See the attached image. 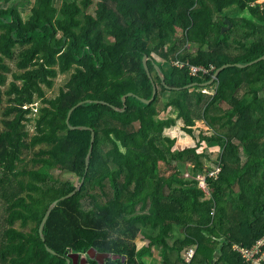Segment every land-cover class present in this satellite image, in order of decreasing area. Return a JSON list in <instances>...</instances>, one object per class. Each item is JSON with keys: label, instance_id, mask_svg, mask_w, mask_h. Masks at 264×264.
Wrapping results in <instances>:
<instances>
[{"label": "trees", "instance_id": "16d2710c", "mask_svg": "<svg viewBox=\"0 0 264 264\" xmlns=\"http://www.w3.org/2000/svg\"><path fill=\"white\" fill-rule=\"evenodd\" d=\"M92 4L0 0V264H101L92 250L110 254L102 264H146L157 245L160 264H247L234 245L264 234V60L237 64L264 56V2L100 0L95 14ZM80 102L69 125L89 130L67 123ZM179 124L187 147L168 133ZM215 152L222 172L207 193L195 176ZM83 177L51 211L43 242L49 205Z\"/></svg>", "mask_w": 264, "mask_h": 264}, {"label": "water", "instance_id": "95a60500", "mask_svg": "<svg viewBox=\"0 0 264 264\" xmlns=\"http://www.w3.org/2000/svg\"><path fill=\"white\" fill-rule=\"evenodd\" d=\"M149 59H150V58H148L147 56H145L144 59H143V63H144L145 69H146V71H147L149 77H151V76H150V71H149V69H148V65H147V62L149 61ZM262 60H264V56H262L261 58L257 59L256 61H254V62H252V63H250V64H248V65L237 64V66H238V67H241V68H246V67H248L249 65H254V64H256V63H259V62H261ZM230 66H231L230 64H227V65H224L223 67H221L220 69H218L217 72L215 73V77H214V79H213L211 82L206 83V84H203V85H204V86H209V85L213 84V83L219 78L221 72H222L224 69H226V68H228V67H230ZM156 69H157L159 75L161 76V78L163 79V81L166 83V76H165L163 70L161 69V67H160L159 65H156ZM197 85H198V83H194V84L188 86L187 88H193V87H195V86H197ZM175 89H177V90H181L180 88H175ZM156 95H158V87H157V86H154L153 97L151 98V100H146V99H142V98H140V99H141L143 102H145V103H150L151 101L154 100V98H155ZM130 96H133V94H132V93H129V94L125 95V96L123 97V102L125 103L127 97H130ZM83 103H84V102H80V103H78L76 106H74V107L69 111L68 118H67V123H68V125H69V118H70V116H71L73 110H74L75 108H77L78 106L82 105ZM114 108H115L116 110H118V111H121V112H123V111L125 110V109H118V108H116V107H114ZM69 128H70V129H74V130H75V129H80V130H87V129L89 130V129H90V128L85 127V126H77V127H74V126H70V125H69ZM94 141H95V132L91 129V146H90V149H89L88 155H87V157H86V170H88V167H89V164H90V156H91V153H92V151H93ZM84 180H85V178L83 177V178L80 180L79 184H78V185H77V186H76L71 192H69L68 194L63 195V196H61V197L55 199V200L49 205V207H48V209H47V211H46V213H45V215H44V217H43V219H42V221H41L40 228H39V234H40V237H41V239H42L43 242H45V237H44V232H43V231H44V227H45V223H46V221H47V219H48V217H49L51 211L54 209V207L57 205V203H58L60 200L65 199V198H68V197H71V196H73L77 191H79V190L81 189L83 183H84ZM46 249H47L48 252H50V253L56 255V252L53 251V250H52L51 248H49L48 246H46ZM90 254L93 255L94 257H96L95 255H97L96 252H95L94 250L90 251ZM219 255H220V253H219ZM219 255H218V256H219ZM97 257H98L100 260H102V259H104V258H106V257H110V254H109V253H108V254L105 253V255H100V254H98ZM74 262H75V263H78V258H77V257H75ZM68 264H71V260H68Z\"/></svg>", "mask_w": 264, "mask_h": 264}, {"label": "built area", "instance_id": "2783aa9c", "mask_svg": "<svg viewBox=\"0 0 264 264\" xmlns=\"http://www.w3.org/2000/svg\"><path fill=\"white\" fill-rule=\"evenodd\" d=\"M177 62L178 67L181 65L185 66L184 63L180 61H175ZM182 68V67H181ZM191 74L194 76H197L200 71L210 73L211 71L206 70L204 67H199V66H190ZM222 172V167L220 165H217L216 168H212V170H208L205 173H200L198 174L195 179L199 181V186L204 189L207 193H210L211 191V186L208 182V179H219V175ZM197 245L192 246L186 251H184L183 256L184 260L186 262H191L197 253ZM234 249L238 251L239 253L242 254V257L247 264H264V234L257 239V241L252 245V246H243L240 244H235Z\"/></svg>", "mask_w": 264, "mask_h": 264}, {"label": "rangeland", "instance_id": "374dc122", "mask_svg": "<svg viewBox=\"0 0 264 264\" xmlns=\"http://www.w3.org/2000/svg\"><path fill=\"white\" fill-rule=\"evenodd\" d=\"M93 1V4L89 7L88 9V13H92V14H95V10H96V7H97V3L100 1V0H92ZM57 6H59V2L57 3ZM81 18H83V16L81 15ZM174 65H177V62L175 63L174 62ZM180 67H183L182 65ZM63 79L64 77L60 76L58 79H57V86H56V90L57 91L59 85H61L63 83ZM210 91V92H209ZM205 92L207 93H210V94H213L214 91L212 89H206ZM164 107V98H163V101L161 102L160 104V108L159 109H163ZM165 115H172V116H176V114H174V112L171 111L170 112H165ZM164 115V116H165ZM181 127L182 125L179 124V126L177 127H174V128H171L168 130V133L173 136V137H176L177 140H178V144L180 145V147H187L191 142H192V138L190 136H188L185 132L181 131ZM196 128H200V129H207V126L205 125L204 122H198L197 123V126ZM30 130V133H34L33 131V128L30 127L29 128ZM217 153L215 152L213 154V160H207L206 161V169H209V168H216L217 165L215 163V160L217 159ZM193 168H194V162L192 160H189L187 162V165H186V174L185 176L188 178L192 175L193 173ZM185 169V168H184ZM208 171V170H207ZM205 173V172H204ZM200 174V173H199ZM198 175V174H197ZM196 175V176H197ZM195 176V177H196ZM61 179H70L72 180L73 182H77V179L73 176V175H70L68 173H61ZM16 227H19V225H16Z\"/></svg>", "mask_w": 264, "mask_h": 264}, {"label": "crops", "instance_id": "0c3cea01", "mask_svg": "<svg viewBox=\"0 0 264 264\" xmlns=\"http://www.w3.org/2000/svg\"><path fill=\"white\" fill-rule=\"evenodd\" d=\"M259 2L262 3V2H264V0H259ZM172 234H173V236L175 238H177V237H184L185 232H184V229L183 228H180L179 226L175 225L173 227ZM146 244H147V242H142L140 248H143L144 246H146ZM97 255H95L96 257H94L93 255L90 254V251H89V256H91V257L93 256L92 258L97 259L98 262L101 263V264L104 262V260L106 258H108V257H106V258L100 260L97 257ZM100 255H102V254H100ZM75 257L78 258V263H75L74 262V264H79L80 257H78V256H74L73 259L72 258L69 259V260H71V264H72V260H75ZM81 259H82V261H81L82 264H86L87 261H88L87 258H86V256L85 257L83 256ZM143 261H145L146 264H160V262H161L160 247L158 245L157 246H152V249L150 248V250L147 253L144 254Z\"/></svg>", "mask_w": 264, "mask_h": 264}]
</instances>
